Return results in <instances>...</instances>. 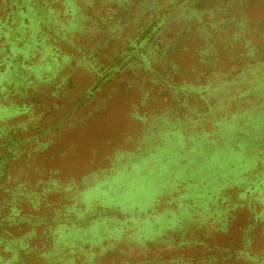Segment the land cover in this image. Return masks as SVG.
<instances>
[{
    "label": "trees",
    "instance_id": "1",
    "mask_svg": "<svg viewBox=\"0 0 264 264\" xmlns=\"http://www.w3.org/2000/svg\"><path fill=\"white\" fill-rule=\"evenodd\" d=\"M98 4H102L105 12L106 8L113 7L112 4L116 5L114 13L117 14L121 7L125 9L134 3L133 0H0V38L5 39L4 42H0V66H5L3 71L0 70V85L9 74L19 77L22 87L28 88L33 85L36 87L39 83L48 84L49 90L43 91L39 97L41 100L49 97L52 101L49 105L46 102L18 104L12 100L5 103L2 98L0 99V104L4 107L22 109L16 117L0 120V264H79L78 259L84 251L81 247L75 249L78 245L75 237H80L81 229H91L90 242L97 241L99 234L96 230L97 220L103 216L117 215L116 212L102 210H98L96 214L95 211L99 207H90L86 201L90 189L98 179L112 177L123 170L125 165L131 166L130 169L127 168L134 172L131 156L140 157L162 152L169 149L170 145L173 151L167 157L175 164L170 163L172 166L169 167V173L162 175L152 184L155 190L162 185L163 192L168 187L178 192L184 190L183 193L180 192L164 202L178 203L176 211L184 219L169 209L165 210L166 219H155L159 213L155 211L141 216L139 209H135L131 216L137 215L135 217L141 218L149 216L154 223V231L158 233L161 231L157 237L164 231L180 230L183 226L195 225L198 222H203L205 229L200 230L198 235L178 240L175 237L163 240V246L157 247L159 249L153 256H149L150 251L157 248L146 247L142 249V257L136 262L264 264V235L257 239L254 233L259 224L264 229V219H255L260 210L264 211L262 208L264 153L261 156L258 146H253L254 141H250L251 138L245 135L248 133L252 137L264 139L260 132L264 129L258 130L259 127L264 128L261 124L263 119L253 116V113H258L264 118V101L256 105L247 104L244 109L237 110L230 117L213 121L214 129L211 132L198 133L194 130L190 131L191 133L186 132L188 127L195 129L203 121L204 114L198 113V119H193L187 114L183 119L171 115L173 108L178 107L176 102L181 105V99L182 103L187 105L194 96L201 95L199 97L208 103L207 95L210 91L218 89L223 84L246 83L247 91L245 94L241 93L244 94L243 97L248 94L259 97L262 95L264 12L254 20L249 11L255 6H264V0H229L222 5L225 14H228H223L220 20H215L211 16L205 18L204 13L207 9L198 10L195 6L197 0H162L161 3L158 0H140L137 4L138 9L129 11L128 18L133 24H139L145 17L143 24L135 33L131 35L128 33V45L115 53L112 62L103 68L102 64L95 60L93 53L84 54L83 47L68 37L70 32H80L93 38L94 25L108 26L104 35L109 41L121 36L123 26H119L118 21L116 23L112 21L114 15H102ZM85 9H90L95 14V20L94 17H88ZM133 12L136 13L135 16ZM177 15L182 18L186 27L178 36H174L168 49H164L167 58L173 55L176 59L165 61L161 69H156L158 45L154 41ZM85 20H90L93 26L85 27ZM115 30L119 32L115 33ZM10 32L12 34L9 36ZM59 40L67 42L73 52L62 53ZM77 53L82 54L83 58L78 59ZM69 58L67 64L66 59ZM75 58L77 63L83 62V65L84 60H87L88 64L85 66L95 75L92 83L84 90L75 91V97H68L63 85L69 82L74 72L75 68L70 62ZM58 64L61 66V73L54 79ZM48 66L52 69L50 70ZM66 66L68 71L70 70L68 73L63 72ZM126 66L143 68L147 76L143 79L149 83H144L143 88L139 87L140 103L148 104L152 99L161 102L166 108L162 116L148 112L141 115L138 106L134 105L133 114L139 121L147 123L148 118L154 120L162 118V123L160 125L152 122L151 125H147L148 128L143 135L147 139L146 141L142 139L135 149L117 147L110 151L111 154H105V158L111 163L110 170L113 172L111 176L105 175L108 168H103V171L98 168L96 160L103 159L105 151L100 154L101 148L97 147L91 148L89 158L92 164L96 163L94 167L97 168L85 171L81 175L62 176L63 169L68 168V164L75 163L71 160L79 157L74 156L73 145L59 153L60 159L53 164L56 167H46L41 162L33 165L27 161V157L29 158L32 153L37 156L44 155L51 148L54 149L62 132L85 124L92 125L99 117L94 111L99 112L101 106L89 108L88 103L108 80L114 78ZM51 75L52 80L46 83ZM32 78H36L37 81ZM80 112H85L81 118ZM72 118L75 121L71 123ZM229 122H232L234 128L226 125ZM155 128H159V140H156ZM128 137L130 136L125 137L127 141L131 139ZM244 140L250 142L247 151L249 155L256 157L258 162L255 167L249 169L246 167L252 166V160L242 161L245 171L242 182L237 185L240 191L235 199L232 194H227L228 188L218 192L209 190V196L205 200L194 197L193 192L202 193L211 185H215L213 187L217 189L218 182L224 181V168L216 164L214 155L221 153L224 157L233 152L239 153ZM127 141L125 143H128ZM82 154L84 157V153ZM48 155L53 159V155ZM124 157H128L125 163L121 161ZM9 169L15 170L16 174ZM211 175L215 177L214 181L208 180ZM136 176L131 175L128 182L136 183L139 179H135ZM231 179L233 180V177ZM234 186L236 185H232L231 188ZM122 189L125 191L127 186H123ZM134 191L137 193L138 188ZM240 195L244 197L240 198ZM157 197L154 204L163 203ZM189 200H192V204L188 203ZM254 201L257 204L256 208ZM241 205L249 207L252 218L241 227L240 238L236 240L231 238L230 244L223 246L213 239L207 241L210 230H221L229 235L231 222L235 217L231 210ZM175 217L177 219H174ZM103 226L105 225L102 224L100 230ZM111 229L110 227L108 230ZM115 229L117 228L115 227L113 231ZM86 231H83L85 236L88 234ZM119 231L122 230H117L118 233ZM139 231L141 232L139 236H148L147 230ZM153 234L149 235V239L157 238L153 237ZM103 236L106 238L104 234ZM257 241L263 244L262 249H255L252 246ZM128 250L132 251L131 248ZM85 254L86 264L97 263L95 253ZM122 264L132 263L124 261Z\"/></svg>",
    "mask_w": 264,
    "mask_h": 264
},
{
    "label": "rangeland",
    "instance_id": "2",
    "mask_svg": "<svg viewBox=\"0 0 264 264\" xmlns=\"http://www.w3.org/2000/svg\"><path fill=\"white\" fill-rule=\"evenodd\" d=\"M223 1L224 0H197V4L195 6L198 8V10H205L207 8L218 5ZM139 2L140 0H133L134 4L132 6H126L125 9L124 7H121L118 10L117 14L114 13L117 9L116 5L112 4V9L106 8L107 12H105L102 4H98V8L102 11V15H114V19L112 21H114L115 23L118 21L119 26H123V32L121 33L120 37L118 36L119 38L117 37L118 39L110 41L107 40V36L104 34H106L105 31H107V29L105 28H107L108 26L99 25L95 27V25H92L90 20H85L84 26H93L92 30H95V37L91 38L89 36L82 35L80 32H70L68 33V37L73 42L80 44L83 47L84 54L89 55L93 53L95 60L98 61V64H102L101 68H103L105 65L112 62L115 53L120 52L123 47H126L128 45V33L129 35L135 33L139 29L140 25L143 24L145 17L139 24H133L129 21L128 18V12H131V10H137V4H139ZM158 2L161 3L162 0H158ZM262 12H264L263 5H261L260 7L255 6L252 8L249 15H251L252 19L256 20L260 17ZM85 13L88 15V17H94L95 20V14H93L90 9H85ZM149 13H147V15H150ZM135 14L136 13L133 12V16H135ZM185 27L186 26H184L182 18L177 15V17H174V19L168 24L165 30L157 35L156 40L154 41L155 44L158 45V49L156 50V69H161V65H163L165 61L170 62V60H174V58L176 59V57L173 55L167 58L164 54V51L168 49V45L174 39V36H178V34L182 32ZM118 32V30H115V33ZM11 34L12 33L10 32L9 36ZM4 40V37L0 38V42H4ZM59 44L62 53L73 52L67 42L59 40ZM77 58L82 59L83 55L77 53ZM69 61L70 58L68 60L66 59L67 64L69 63ZM82 63H77L76 58L70 62L72 67L74 66L75 69L72 76L70 77L69 82L63 85V88L68 97H75V91L84 90V88L93 81L95 73H93L90 68L85 66L86 64H88L87 60H84V65ZM56 67H58V69L55 70L56 76H54V79L59 73H61V66L58 64ZM48 68L50 70L52 69L51 66H48ZM65 68L66 70H64ZM65 68L63 69V72L68 71V67L66 66ZM4 69L5 66L1 65L0 70L3 71ZM23 72L24 74H27L25 71ZM52 76L53 75L49 77L46 83H50V80H52ZM143 77H147L143 68H137L136 66H126L125 68H122L114 78L108 80L100 88L93 100L88 103L89 108L96 107V105L101 106L99 112L93 110L99 115V117L94 123H92V125L85 124L83 126H77L73 129H69L66 132H62L58 137L57 144L54 149L51 148V150H48V152L44 155L38 154L37 156L35 153H32L29 158L27 157V161L32 163L33 165H38L39 162H41L46 165V167H56L53 164H56L55 161H58L60 159L59 153L65 148L68 150L69 145H73L75 147L74 156H82L83 159L79 157L73 158L71 160L75 161L73 165H69L67 162H62L67 163L69 166L68 168L63 169L62 176L68 177L70 175H81V173L83 174L85 171L87 172L97 168L94 167L96 163L94 162L92 164L89 159L91 157V148L97 147L101 148L100 154L105 151L103 153V159L96 160V162L99 164L98 168H100V171L108 168L105 175L111 176V174L113 173L110 170L111 163L108 159L105 158V154H111L110 151H114L117 147L129 150L135 149L139 146V142L142 141V139L146 141L145 139L147 138L143 137V135L145 129L148 128L147 125H151L152 122H154V124L157 123L160 125L162 123V118H160L159 120L148 118V122L143 123L136 119L133 114L134 105L138 106L137 108L139 114L141 115L144 112H148L152 115L162 116V113L166 108L164 104H161V102L153 101L152 99L148 104L143 105L140 103L141 89L139 87L143 88L145 87L144 83H149L146 79H143ZM32 79H34L35 82L37 81L36 78ZM33 86H30L28 88L22 87V85L20 84V78L14 77L13 74H9V77H7L6 80H4L0 85V99L2 98V101L5 103H8L10 100H12L18 104H23L25 102H46L49 105L52 102L51 98L48 97L44 98V100H41L39 96L43 91H48L50 86L48 84L44 85L40 83L37 84L36 87ZM247 86L248 84L246 83H239L238 85L223 84L219 86L218 89L210 91L209 95H207L208 103L204 102L203 99L199 97L201 95L194 96V98L191 99V102L187 105H184L182 103L183 100L181 99V105L176 102V106L178 107L173 108V112L171 113V115H176L183 119L185 114H187L189 115V117H193V119H198V113H201L202 115L204 114L205 116H203V121L199 123L195 127V129L188 127L186 132L191 133L190 131L192 130L198 131V133L211 132L214 129L213 121L226 116L230 117L232 113L236 112L237 110L244 109L247 104L256 105L264 101V90L263 93H261L262 95L260 97L251 94L243 97V95L247 91ZM241 93L244 94L241 95ZM21 110L22 109L20 108L14 109L13 106L4 107L0 104V120H6L10 119L11 117H16L20 114ZM85 112L79 113L80 118L85 115ZM74 121L75 119L72 118L71 123ZM242 123L243 122H241V124ZM75 124H77V122ZM226 125L230 128H234L232 122H229ZM261 129L264 128H258V130ZM260 132L264 135V130H261ZM158 133L159 128H155L156 140H159L160 134ZM128 135L131 137V139H128L127 141L125 137H127ZM245 135L248 136V133H245ZM125 141H127L128 143H125ZM147 141H149V139ZM145 144L146 142H144L143 146H145ZM242 144L243 147L239 153L233 152L224 157L221 153H217L214 155L213 159L215 160L216 164H218L220 168H224V181L223 183L218 182L219 185L217 189L213 187L215 185H211L208 189L203 190L202 193L193 192L194 197L205 200L209 196V190H212L211 192H218L220 190H226L228 188L226 191L227 194H232L233 198L235 199L237 193L240 191V188H238L237 185L239 186V183L242 182V175L245 171L242 161H245L246 159L252 160V166L246 167L249 169L255 167L258 162V159L249 155V152L247 151V147L250 142L244 140L242 141ZM258 149L264 150V145L259 144ZM172 151L173 148L172 145H170L169 149L164 151L162 150V152L149 154L146 156L143 155L140 157L131 156V165L134 172L129 171L131 166L128 167L127 165H125L123 167V170L117 172V174L113 175L112 177L98 179L94 187L90 189L89 197L86 198L87 204L90 207H99L97 208V211H95L96 214H98V210H102L103 212H116L117 215H113L110 217L103 216L97 220L96 230L99 232L97 241L94 240L90 242V239L92 238L91 229L87 230L86 228L88 232L85 229H81L82 232L80 234V237H75V241H77L78 244L77 248L75 249H79V247H81L84 251L80 256V259H78L79 264H86L87 255L85 253H95V261H97L96 264H122L124 261H129L132 264H140L136 261H138L139 258L142 257V249H145L146 247H162L163 240L167 238L175 237L178 240L181 238L189 237L191 235H198L201 232L200 230L205 229L204 223L198 222L195 225L191 224V226H183V228H181L180 230L170 229L164 231L159 237H157L161 233V231L159 233L154 231V223L149 216L146 218H141L140 216L135 217L137 215L133 217L131 216V213L135 209H139V212L142 213L141 216H144L147 212L150 213L155 211L157 213L159 212L155 216V219H166L165 215L167 211L161 213L168 207V205L164 202L167 199L178 195L180 192H184V190L178 192L174 189H171L170 187H168L167 190L163 192L162 185L157 187L158 190H155L154 184H152L162 175H166L169 173V167L171 166L170 163L175 164L173 160H170L167 157V155L172 153ZM82 153H84V157ZM48 154L53 155V159H51ZM127 160L128 157H124L123 159H121V161L124 163ZM9 171L13 174H16V171L13 169H9ZM133 174L137 175L135 179H139L136 183H129L128 179ZM231 177H233V180L231 179ZM214 178L211 175V177H208V180L214 181ZM229 184L236 186L231 188L232 185ZM123 186H127V189L125 191H123L122 189ZM136 188H138L137 193L134 191V189ZM146 195H148L147 198H144ZM156 197L160 199L164 204L156 207L154 204ZM243 197V195H240V198ZM188 203L192 204V200H189ZM170 207L172 208L171 210H173L174 206ZM205 210H208V208H205ZM242 210L244 211L246 209L237 207L236 209L231 210L236 214V219H233L231 222V232L229 233V235L223 233L221 230L214 229L210 230L208 238L206 240L210 241L213 239L219 245L223 246L227 245L228 243L230 244L231 238L235 240L239 239L240 234L242 233L241 227H244L247 223V219H239V216L243 215L239 213ZM246 214L248 215L249 213ZM127 216H129L128 219H125ZM118 217H124L125 220L121 221L123 219L119 220ZM174 219H177V217H175ZM120 222H122L124 225ZM102 224H104L105 226H103L102 230H100ZM107 224H110V226H106ZM110 227L112 229L108 230L110 229ZM115 227L117 229L113 231ZM121 227H123V229H121ZM117 230L122 231H119L118 233ZM139 230H147L149 232L148 236H139V234L141 233ZM83 231H86L88 233L87 236L84 235ZM102 232L106 236V238L103 236ZM151 233H154L153 237L157 238L149 239V235H151ZM254 233L256 234L257 239L263 237L264 229L262 228L261 224H259ZM82 238L85 241L82 240ZM262 245L263 244L261 242L257 241L254 242L252 246L255 249H262ZM128 248H131L132 251L128 250ZM158 249L159 248L155 249L154 251H150L149 256H153L155 251Z\"/></svg>",
    "mask_w": 264,
    "mask_h": 264
},
{
    "label": "flooded vegetation",
    "instance_id": "3",
    "mask_svg": "<svg viewBox=\"0 0 264 264\" xmlns=\"http://www.w3.org/2000/svg\"><path fill=\"white\" fill-rule=\"evenodd\" d=\"M226 2L227 1H223V2H221V3H219L218 5H216V6H213V7H211V8H207V10H206V12L204 13L205 15V18H207V17H209V16H211V17H213L215 20H220L221 19V17L223 16V14H225V11L223 10V6L222 5H225L226 4ZM249 9H251V8H249ZM248 9V10H249ZM252 10V9H251ZM251 10L249 11V13L251 12ZM226 14H228V13H226ZM225 14V15H226ZM210 17V18H211ZM210 18H209V20H210ZM233 85H235V84H233ZM243 99V98H242ZM253 116L254 117H256V118H260V119H263V122H261V124L264 126V118H263V116L262 115H260V114H258V113H253ZM253 133V132H252ZM254 134V133H253ZM248 138H251V139H249L250 141H254V145L253 146H258L259 144L260 145H264V139L263 138H256V137H252L251 135H248L247 136ZM256 150V149H255ZM260 151H261V153H260V151H259V154L262 156V154L264 153V150H261V149H259ZM172 166V165H171ZM254 203V208H256L257 207V204H256V201H254L253 202ZM161 204H164V203H157L155 206L157 207H159ZM167 205H168V207L166 208V209H164L163 211H165V210H167V209H172L170 206H174L173 207V210H174V213H175V215H177V216H179V218H181L182 216H180L179 215V212L178 211H176V209L179 207V204L178 203H171V202H169V203H166ZM173 204V205H172ZM238 207H241V208H244V209H246V210H242V211H240L239 213H241V214H243V215H240L239 216V219H250V218H252V216H251V211L249 210V207H246V206H244V205H241V206H238ZM262 208H264L263 206H262ZM162 211V212H163ZM161 212V213H162ZM246 213H249L248 215L246 214ZM256 217H255V219H264V211H262V210H260V212L259 213H257V215H255ZM128 217L129 216H127L125 219H128ZM118 218H120V219H124V217H118ZM181 219H184V217H182ZM233 219H236V214H235V217L233 218ZM245 221V220H244ZM243 221V222H244ZM259 222H262V221H259Z\"/></svg>",
    "mask_w": 264,
    "mask_h": 264
}]
</instances>
